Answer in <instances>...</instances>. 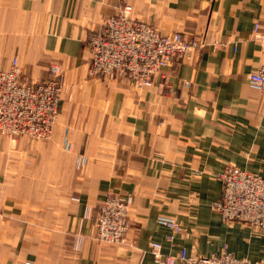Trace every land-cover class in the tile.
Segmentation results:
<instances>
[{"label": "crops", "instance_id": "obj_1", "mask_svg": "<svg viewBox=\"0 0 264 264\" xmlns=\"http://www.w3.org/2000/svg\"><path fill=\"white\" fill-rule=\"evenodd\" d=\"M124 5L163 33L224 46L174 61L149 87L92 78L89 39ZM14 59L24 83L60 66L67 91L49 140L0 135V264H156L151 242L264 263V234L212 207L228 166L264 180V94L248 86L264 66V0H0V71ZM108 193L131 198L123 245L96 241ZM160 217L180 222L173 242Z\"/></svg>", "mask_w": 264, "mask_h": 264}, {"label": "built area", "instance_id": "obj_2", "mask_svg": "<svg viewBox=\"0 0 264 264\" xmlns=\"http://www.w3.org/2000/svg\"><path fill=\"white\" fill-rule=\"evenodd\" d=\"M258 29V26H257ZM91 52L89 76L127 77L138 87H149L176 60L189 63L192 53L208 47L217 49L224 43L216 35L194 34L185 38L178 32L163 33L158 27L132 16V7L124 5L106 19L104 26L88 42ZM42 82L20 81L18 60L8 70L0 71V135L11 140H49L59 118L66 94L63 70L52 65ZM251 90L264 94V66L248 76ZM68 134V130H66ZM66 149L72 147L68 135ZM82 158L79 166L84 164ZM222 197L212 204L224 223H241L264 234V180L255 174L228 166L220 175ZM131 198L108 193L96 217L100 243L123 245L130 226ZM0 212V221L2 219ZM158 224L169 230L168 242L181 231L176 218L160 217ZM82 238L77 237L76 248ZM148 253L156 264H264L237 258L223 248L210 257L190 254L182 249L177 256L167 255L159 242H151Z\"/></svg>", "mask_w": 264, "mask_h": 264}, {"label": "rangeland", "instance_id": "obj_3", "mask_svg": "<svg viewBox=\"0 0 264 264\" xmlns=\"http://www.w3.org/2000/svg\"><path fill=\"white\" fill-rule=\"evenodd\" d=\"M0 212L2 213V219H1V221H0V223L5 219V216H4V214H3V212L0 210Z\"/></svg>", "mask_w": 264, "mask_h": 264}]
</instances>
